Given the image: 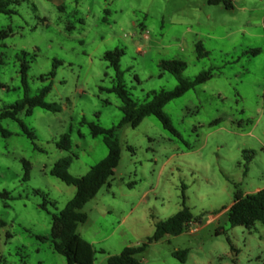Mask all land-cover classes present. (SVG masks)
<instances>
[{
  "label": "rangeland",
  "instance_id": "1",
  "mask_svg": "<svg viewBox=\"0 0 264 264\" xmlns=\"http://www.w3.org/2000/svg\"><path fill=\"white\" fill-rule=\"evenodd\" d=\"M16 1V13H0V32H8L0 38V107L24 97L26 60L29 94L51 84L45 101L58 109L19 114L34 140L18 121H0L11 132L0 134V264L67 263L52 245L53 214L76 187L50 170L69 156V171L82 176L108 154L88 123L110 128L122 118V101L111 91L118 72L104 58L115 48L124 50L120 82L140 103L178 84L163 60L185 61V78L208 68L213 76L164 107L179 136L155 116L117 128L120 162L110 186L82 208L87 220L77 228L97 250L95 264L146 242L183 204L193 220L181 234L150 243L139 255L143 264H264V224L247 229L228 218L237 192L264 188V0H232V8L225 0ZM199 41L209 52L204 58L197 57ZM64 133L69 150L57 144ZM177 250L188 251L184 262Z\"/></svg>",
  "mask_w": 264,
  "mask_h": 264
},
{
  "label": "trees",
  "instance_id": "2",
  "mask_svg": "<svg viewBox=\"0 0 264 264\" xmlns=\"http://www.w3.org/2000/svg\"><path fill=\"white\" fill-rule=\"evenodd\" d=\"M210 1L213 3L220 2V0ZM16 2V0H0V13H16L15 8L11 7V4ZM224 3L226 8H232L233 6L231 0H225ZM7 36L8 32L6 30L0 32V38ZM196 51L198 58H204L209 54L201 41L196 43ZM260 52V48H252L249 50V53L253 55H257ZM123 54V49L115 48L114 50L107 51L104 55V58L118 72V83L111 89L122 101L120 109L123 115L118 126L106 128L94 122L88 123L93 136L102 135L103 141L108 148V154L98 163L91 166L88 172L82 176H75L69 171L71 165V157L69 156L59 159L50 170L52 175L60 178L66 184L76 187L74 196L66 203L65 207L59 213L53 214L51 231L52 245L55 251L65 256L67 260L66 264H95L97 250L89 241L80 235L77 228L79 223L87 220V214L82 211V208L89 200L96 196L102 186H110V180L114 175L115 168L120 162L121 145L117 135V128L125 124L137 127L144 118L155 116L166 130L179 136L170 116L164 111V107L170 101L181 97L189 90L205 83L213 76L212 68H208L202 70L192 78H185L182 75L187 67L185 61L181 59L163 60L160 63L161 68L164 71L172 73L177 78L178 84L173 89L153 90L147 94L151 99L140 103L130 97L120 82V59ZM3 62V56L0 54V63ZM57 62H54V68L57 66ZM54 68L48 74L51 77L55 76ZM28 69L29 63L24 60L21 64V73L25 95L13 104L0 107V121L5 118L18 121L23 132L34 140L36 138L34 131L20 119L19 114L24 112L29 115L35 107L54 111L58 108L54 103L45 101L46 95L51 90V84L44 86L35 95L29 94L27 81ZM41 78L44 77L41 76ZM0 134L9 136L11 132L0 124ZM57 144L62 149H71L70 134L64 133ZM23 163L25 167L23 179L27 180L29 179L30 163L27 160H23ZM2 195L8 196L7 193H2ZM42 207L46 208V205L43 204ZM228 218L233 226H244L247 229H252L257 221H261L264 224V188L254 193L244 194L237 192L233 204L228 209ZM192 220V212L183 204L182 209L156 223L154 234L148 237L146 242L137 246L129 245L124 247L120 253L110 255L106 264H143L139 255L148 248L150 243L159 241L167 235L174 236L181 234ZM5 225L6 221L0 219V228ZM39 237L43 238L41 236ZM100 252L103 253L104 251L100 250ZM187 253V250H177L173 254L184 262Z\"/></svg>",
  "mask_w": 264,
  "mask_h": 264
},
{
  "label": "crops",
  "instance_id": "3",
  "mask_svg": "<svg viewBox=\"0 0 264 264\" xmlns=\"http://www.w3.org/2000/svg\"><path fill=\"white\" fill-rule=\"evenodd\" d=\"M231 2H232V0H231ZM233 5V4H232Z\"/></svg>",
  "mask_w": 264,
  "mask_h": 264
}]
</instances>
